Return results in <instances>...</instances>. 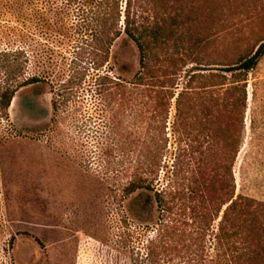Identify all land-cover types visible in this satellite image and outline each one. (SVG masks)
Segmentation results:
<instances>
[{
	"label": "rangeland",
	"instance_id": "1",
	"mask_svg": "<svg viewBox=\"0 0 264 264\" xmlns=\"http://www.w3.org/2000/svg\"><path fill=\"white\" fill-rule=\"evenodd\" d=\"M62 2L45 10L46 2L0 0V85L9 79V66L21 63L26 75L45 79L20 88L8 114L0 107V264H137L162 205H153L151 222L141 220L135 213L141 206L138 192L126 194L124 170L148 138L159 139L164 115L157 116L153 103L136 92L118 97L106 115L112 137L127 145L116 153L104 141L102 155L96 80L110 72L133 81L140 70L136 43L124 32L126 0L118 25L122 34L101 68L83 25L87 13L79 4L67 9ZM178 6L185 27L212 62L237 59L264 40V0H180ZM132 11L142 21L152 13L146 0L134 2ZM247 92L236 192L264 203V58L249 74ZM168 117L162 135L170 149L156 189L165 190L169 203L163 206H194L187 188H166L176 146L175 99Z\"/></svg>",
	"mask_w": 264,
	"mask_h": 264
},
{
	"label": "trees",
	"instance_id": "2",
	"mask_svg": "<svg viewBox=\"0 0 264 264\" xmlns=\"http://www.w3.org/2000/svg\"><path fill=\"white\" fill-rule=\"evenodd\" d=\"M55 1L59 0H31L33 4L46 2L45 10ZM137 1L145 0H126L124 32L136 43L140 70L133 81L104 73L96 80L94 93L99 100L98 119L104 124L99 129L102 155L106 152L104 141L111 142L110 151L116 153L127 145L112 137L113 126L106 115L118 97L136 92L153 103L157 116L164 115L163 124L158 126L159 139L148 138L134 163L124 170L129 174L126 194L138 192L136 202L141 206L135 207V213L141 220L151 222L155 217L153 205H162L157 206V228L137 264H264V203L237 194L234 173L245 131L248 76L264 58V40L237 59L212 62L185 27L186 20L179 15L180 0H146L152 13L144 21L132 11ZM62 4L67 9L79 4V11L87 13L83 25L99 51L101 68L122 34L118 28L121 0H64ZM185 39L193 40V44H183ZM189 63L193 65L186 68ZM212 65L216 67H207ZM24 69L23 63L9 66V79L0 85V107L7 114L20 88L45 81L34 74L26 75ZM173 99L176 146L174 160L167 165L166 188L171 192L187 188L194 206H163L169 203L163 198L165 190L156 189L155 184L166 167L163 157L170 149L168 137L162 134ZM53 104L56 109L61 105L58 100Z\"/></svg>",
	"mask_w": 264,
	"mask_h": 264
}]
</instances>
